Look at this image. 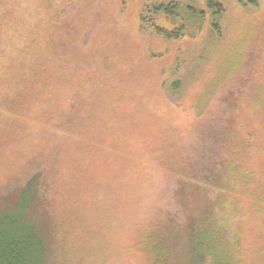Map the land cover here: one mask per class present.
Wrapping results in <instances>:
<instances>
[{"label":"rangeland","instance_id":"rangeland-1","mask_svg":"<svg viewBox=\"0 0 264 264\" xmlns=\"http://www.w3.org/2000/svg\"><path fill=\"white\" fill-rule=\"evenodd\" d=\"M215 1L220 17L166 41L140 22L161 0H0V214L36 176L48 264H193V226L224 262L264 264L246 202L264 184V0ZM226 158L248 196L200 180Z\"/></svg>","mask_w":264,"mask_h":264},{"label":"trees","instance_id":"trees-1","mask_svg":"<svg viewBox=\"0 0 264 264\" xmlns=\"http://www.w3.org/2000/svg\"><path fill=\"white\" fill-rule=\"evenodd\" d=\"M161 1L151 7L147 6L145 8L143 11L144 16H142V13L140 15V22L142 30L150 29L153 34L166 41L183 39L187 37V32L199 34L206 24V16L211 19L212 15L220 17L223 13L221 4L215 0H205L201 12H198L194 6H183V3L180 1ZM238 2L244 3L243 5L247 7L254 5L256 0H238ZM209 28L210 30L212 29L211 25ZM259 128L263 135L262 144H258L256 148L259 149L257 154L263 162L264 120L259 125ZM209 167V172L204 177H202L204 175L202 174V179L201 177L199 178L201 181H204V185L208 191L218 190V197L221 199H230L232 201L231 197L234 194L240 198L245 194L244 189L250 187L249 174L246 170L247 168H244V165L242 166V160L238 164V162H232L229 158H226L222 166L218 167L216 164H212ZM221 192L225 195L222 196ZM37 195H39V186L37 177L34 176L20 192L19 200L12 210L0 214V264H48L50 260L49 250L52 246L42 236L39 224L33 220L34 218L30 219L28 214L30 213L31 206L37 201ZM245 196L248 195L245 194ZM252 196L251 201L250 199L246 201L247 205L254 215L260 217L261 223L264 226V184L257 181L256 177L255 189ZM232 204V206L236 205L235 201ZM231 207H228L229 212L227 213L228 215L226 214L227 216H230V213H232L230 211ZM42 209L44 211V208ZM42 209L40 214L44 213ZM35 211H38V209L31 210V213H35ZM217 212L214 208H208L209 217L215 216ZM210 226L218 228L214 221L208 227ZM190 229V239L188 242L190 253L195 257V260H192L193 264H233V253L225 262L223 261V256H221L216 247V242L219 240H213V237L209 235L211 234L209 232L211 228H209V231H206L203 226H199L198 228L193 226ZM224 234L223 238L226 239L224 245L227 247L226 244L233 242L235 237L230 232H224Z\"/></svg>","mask_w":264,"mask_h":264}]
</instances>
